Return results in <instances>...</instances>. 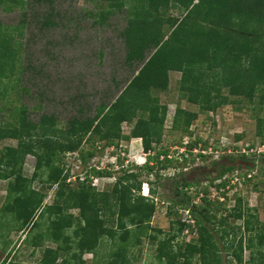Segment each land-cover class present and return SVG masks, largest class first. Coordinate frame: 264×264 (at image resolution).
Masks as SVG:
<instances>
[{
  "label": "trees",
  "instance_id": "16d2710c",
  "mask_svg": "<svg viewBox=\"0 0 264 264\" xmlns=\"http://www.w3.org/2000/svg\"><path fill=\"white\" fill-rule=\"evenodd\" d=\"M25 1L0 0V7L23 8ZM36 1L51 6L54 0ZM104 1H114L118 6L130 2L132 17L123 31L127 48L125 62L129 66L141 65L115 99L109 104L99 103L92 117L74 116L64 130L56 126L51 114H43L32 122L24 112H14L7 121L0 122V141L17 142L0 146V180H7L6 195L0 207V248L8 249L9 242L5 239L11 232H26L22 242L32 247L33 252L42 248L36 264H66L72 263V259L82 264L81 256L85 252L93 255V264H134L137 257L131 247L139 244L142 237L156 241L157 236L149 232L153 229L150 223L156 210V190L152 186L151 195H143L141 186L145 180L140 176L142 172L146 176L153 175L151 183L160 184V170L176 166V160L167 157L168 149L152 153V144L161 141L168 110L152 92L169 88L170 71L181 73L183 98L198 104L201 111L213 112L229 104L231 95L252 99L257 94L264 105V0ZM169 9L184 14L165 16ZM49 21L46 17L42 24ZM164 25L171 27L170 31H164ZM11 41L12 35L0 28V74L8 66L12 67L16 59L17 48ZM148 50H153L149 56ZM223 88H227L228 94L222 93ZM197 116V112L176 107L171 128L188 130ZM123 122H133L128 134L121 129ZM256 128L262 136L260 144H264V118H257ZM130 138H141L143 149L148 153L146 160L137 163L139 166L125 168L123 160L118 158L122 174L117 176L111 195L101 194L98 198L93 191L96 185L92 177H111L112 171L89 164L99 150L96 144L102 142V147H113L118 146L119 140ZM236 138L239 139L240 134ZM182 142L179 140V146ZM84 143L91 148L84 149ZM199 144L200 138L186 144L190 157H184L183 153L184 162L193 157L191 150ZM75 152L76 162H70L68 153ZM30 153L35 155L36 163L28 177L23 173V166ZM197 155L207 157L201 152ZM261 155L264 157V152ZM160 156L164 158L160 160ZM240 156L251 159L245 152ZM234 168L220 165L219 172L209 181L222 178ZM248 173L242 174L243 179H249ZM185 174V171L179 172L178 178L173 180L174 198L168 207L169 214L175 216L173 233L158 241L156 257L163 264H194V259L198 264H220L221 249L212 230L217 234L216 223L223 225L226 221L217 219L216 215L224 209L223 202L218 196L210 197L207 187L201 188V192L188 193L187 188L193 182ZM71 176L75 179H70ZM35 181L40 183L39 188L34 186ZM228 181L222 179L214 185L221 189ZM52 188H55V198L52 203L44 204L47 190ZM221 195L225 194L221 192ZM196 197L200 201L195 200ZM70 209H77L78 214L69 212ZM181 210H188L194 222L183 220ZM226 211L236 218H244L242 227L252 230L249 219L254 216L252 208L242 204L240 197L234 207ZM242 227L236 229L240 232ZM69 228H73L71 233H67ZM187 230L197 233L196 240L185 246L177 243L175 249L176 236ZM229 233L224 228L220 238L237 264H243V250L251 247L253 239L243 241L240 237L235 241V236L228 239ZM256 235L263 244L264 229L260 228ZM105 236L112 247L99 255L98 247ZM45 241L56 246H45ZM14 253L8 249L0 264H13ZM62 255L67 256L58 262ZM250 259L246 264H250L254 256Z\"/></svg>",
  "mask_w": 264,
  "mask_h": 264
},
{
  "label": "rangeland",
  "instance_id": "374dc122",
  "mask_svg": "<svg viewBox=\"0 0 264 264\" xmlns=\"http://www.w3.org/2000/svg\"><path fill=\"white\" fill-rule=\"evenodd\" d=\"M125 2L124 5L118 6L119 3L104 0H54L49 6L44 2L26 0L23 8L0 7L1 31L12 35L11 43L17 48L13 66H8L0 74V122L7 121L14 112H24L32 122L39 120L43 114H51L56 119V126L64 130L74 116L92 117L99 103L109 104L114 100L127 83V79L141 66L138 63L129 66L125 62L127 48L123 31L132 17L128 4L130 2ZM168 14L181 17L184 12L169 9L164 15ZM46 17L50 19L49 23L42 24ZM163 29L167 32L171 27L164 25ZM152 51L148 50L147 56ZM180 76V72L170 71L169 88L162 92H152L159 98L160 103L168 107L161 141L152 144V153L168 149L176 160V166L160 170V184L151 183L154 181L153 175L146 176L144 172L141 173L140 178L148 182L149 188L153 186L156 190V210L150 223L153 229L149 232L156 235L157 239L151 241L148 237H142L139 244L131 247L132 253L137 257L134 264H163L156 257L158 241L173 233L172 222L175 216L169 214L168 207L174 198L173 180L178 178V173L182 171L192 174L189 175V181L193 184L187 188L188 193L194 194L196 190L201 192V188L207 187L210 197L222 196L221 192L225 194L222 200L224 209L216 215L217 219L223 218L226 221L223 225L216 223L217 234L212 230L221 249L220 264H237L220 238L224 228L230 232L228 239L235 236V241L240 237L245 241L252 237L251 247L243 250V264L251 260V256H254V260L250 261V264H264V243L260 244L256 235L260 228L264 229V157L260 152L262 136L257 133L256 128L257 118H264V105L259 101L257 94L252 99L231 95L229 104L220 106L213 112L201 111L198 104L183 98ZM222 93L228 94L227 88H223ZM176 107L198 113L188 130L171 128ZM132 126L133 122H123L121 129L123 133L128 134ZM238 134L239 139L236 138ZM198 138L201 144L199 148L205 150L207 157L194 156L193 153V157L184 162L183 157L178 155L181 150L179 140L187 139L193 142ZM16 143L13 139H3L0 146ZM102 144H96L99 150L91 157L89 164H105L106 169L112 171V176L92 177L96 185L93 191L98 194V198L101 194L111 195L117 176L122 174V166H139L138 164L144 162L148 156L143 149L141 138L121 139L118 146L113 147H102ZM83 147L91 148V145L84 143ZM243 150L255 163L249 167L242 162L235 164L231 172L225 173L227 177L224 178L229 180V186L217 189L214 184L219 181H209L218 171V165H215L214 161L222 157L223 160L231 159L235 162ZM76 157L77 152L68 153L67 159L76 162ZM118 158L123 160L122 166ZM35 163V155L27 154L24 159V175L31 176ZM245 172L251 174L248 180L243 179L245 176L242 174ZM235 174H238L239 179L231 181ZM204 175L208 176V180L203 178ZM6 186L7 180H0V207L4 202ZM34 186L39 188L40 183L35 181ZM238 197L241 198L242 204L252 208L251 214L254 216H249L253 226L250 231L242 227L244 218H236L226 211L234 207ZM54 198L55 188L48 189L44 204L52 203ZM195 200L200 201L198 197ZM69 212L78 214L77 209H70ZM180 214L185 218L186 211L181 210ZM238 226L242 227L240 232L236 229ZM72 230L73 228L67 229V233ZM25 234L26 232L13 231L5 239L9 242L8 249L15 252L11 257L13 264H36L41 257L42 248L33 252L32 247L22 242ZM196 238L197 233L183 231L176 236L174 247L177 249V243L185 246ZM44 245L56 246L48 241H45ZM111 247L110 239L105 236L98 247V254L103 255ZM7 250L0 248V262L6 256ZM67 255H62L58 262ZM81 261L82 264H93V255L85 252ZM75 262L78 261L72 259V263L66 264H76ZM196 263L198 264V261L194 259V264Z\"/></svg>",
  "mask_w": 264,
  "mask_h": 264
},
{
  "label": "built area",
  "instance_id": "2783aa9c",
  "mask_svg": "<svg viewBox=\"0 0 264 264\" xmlns=\"http://www.w3.org/2000/svg\"><path fill=\"white\" fill-rule=\"evenodd\" d=\"M182 143H184V145L185 146H181V150H180V152L178 151V155L180 156V157H183L182 156V154L184 153V157H189V152L187 151V148H186V144H188L189 143V141L186 139H184L183 140V142ZM200 145V144H199ZM260 145H262L261 147H260V152H264V144H260ZM201 146V145H200ZM199 146V147H200ZM177 147V146H176ZM199 147H194L192 150H191V152H192V155H193V153H194V156H196L197 155V153L198 152H201V153H205V150L204 149H200ZM199 148V149H198ZM244 151V150H243ZM245 152V151H244ZM172 153L170 152L169 154H168V158H173L172 157V155H171ZM164 157L163 156H161V159H163ZM105 165V164H104ZM104 165H97V166H95L97 169H103V168H106V166H104ZM238 174H235V176H234V178L231 180V181H234L235 179L237 180V179H239L238 178V176H237ZM251 176V174L250 173H248L247 174V177H250ZM224 177H227V174L226 175H224L222 178H220V179H218L217 181H221L222 179H226V178H224ZM70 179H72V180H74L75 179V176H71V178ZM69 179V180H70ZM94 180H95V178H94ZM232 183H234V182H232ZM229 185H226V187H228ZM141 193L143 194V195H146V196H149L150 195V188H149V185H148V183L147 182H143L142 183V186H141ZM223 196V195H222ZM222 196H219L218 197V199L220 200V201H222L223 200V198H224V196L222 197ZM186 211V216H185V218H183V220H188L189 222H191V223H193L194 221H193V219L190 217V214L188 213V210H185Z\"/></svg>",
  "mask_w": 264,
  "mask_h": 264
},
{
  "label": "flooded vegetation",
  "instance_id": "af4514ba",
  "mask_svg": "<svg viewBox=\"0 0 264 264\" xmlns=\"http://www.w3.org/2000/svg\"><path fill=\"white\" fill-rule=\"evenodd\" d=\"M219 161V162H218ZM240 162H242V163H244V164H246L248 167L250 166V165H253L255 162L253 161L252 162V160H250V159H246V158H243L242 156H239V157H237L236 159H235V162H234V160H231V159H229V160H227V159H225V160H223V158L221 157L220 158V160H216V163H215V165H218V171H217V173L219 172V166L220 165H224L225 167H228V166H234L235 164H237V163H240ZM186 176H187V178H188V180H189V175L190 174H185ZM192 175V174H191ZM190 175V176H191ZM203 178L205 179V180H208V176L207 175H204L203 176Z\"/></svg>",
  "mask_w": 264,
  "mask_h": 264
},
{
  "label": "clouds",
  "instance_id": "9594fccd",
  "mask_svg": "<svg viewBox=\"0 0 264 264\" xmlns=\"http://www.w3.org/2000/svg\"><path fill=\"white\" fill-rule=\"evenodd\" d=\"M146 196V195H145Z\"/></svg>",
  "mask_w": 264,
  "mask_h": 264
}]
</instances>
